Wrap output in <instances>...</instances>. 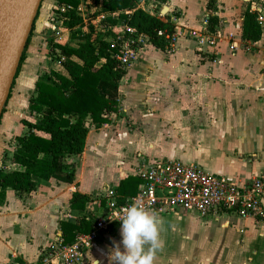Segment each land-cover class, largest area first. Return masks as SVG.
<instances>
[{
    "label": "crops",
    "instance_id": "crops-1",
    "mask_svg": "<svg viewBox=\"0 0 264 264\" xmlns=\"http://www.w3.org/2000/svg\"><path fill=\"white\" fill-rule=\"evenodd\" d=\"M251 2L165 0L154 3V15L161 19L167 16L173 24L178 36L175 50L169 52L147 43L150 49L145 50V45L126 68L118 85L117 111L112 114H118L116 131L101 133L100 128H89L83 152L66 158L74 167L72 183L37 179L36 190L23 197L6 190L0 201V253L5 239L11 238L9 232L19 230L22 238L7 256L0 258V264L34 262L49 241L62 235L60 221H75L85 214L86 207L82 211L69 207L73 192L90 197L107 185L117 186L128 175H137L142 166L154 161L193 164L232 182L249 180L263 169L264 24L259 25V40L249 41L242 36L244 12L250 9ZM164 6L167 11L162 16L156 14ZM205 16L216 17L214 30L203 25ZM191 32L213 36L214 47L198 49L197 37ZM65 36L70 42L69 33ZM58 55L50 29L38 31L33 24L0 117V170L19 168L10 158L16 147L15 137L27 131L23 122L36 120L37 114L30 110L36 82L51 71L67 75ZM245 71L247 76H252L249 82L240 76ZM126 118L134 128L122 125ZM13 121L20 134L8 133ZM118 135L124 147L119 149L118 156L110 158L112 167L99 175L103 167L100 162L111 151V143ZM6 143L11 145L10 149H6ZM124 153L126 156L121 155ZM40 188L42 200L36 205ZM27 211L40 214L45 220L36 227L27 224L21 231L17 218ZM156 217L160 221L163 247L157 251L154 264H264V224L253 219L235 223L228 217L216 223L219 217L216 220L193 212L157 214ZM120 227L102 236L84 252L86 264H96V261L109 264L110 250L121 241ZM176 239L180 240L179 244ZM172 249H177L176 256L166 254L165 251Z\"/></svg>",
    "mask_w": 264,
    "mask_h": 264
},
{
    "label": "trees",
    "instance_id": "trees-1",
    "mask_svg": "<svg viewBox=\"0 0 264 264\" xmlns=\"http://www.w3.org/2000/svg\"><path fill=\"white\" fill-rule=\"evenodd\" d=\"M54 1L63 7L60 12L61 26L69 31V43L55 44L67 75L51 71L36 82V95L30 101V110L37 114L36 120H25L23 124L27 131L15 137L16 147L10 161L19 168L0 170V201L8 189L21 197L30 195L37 188V179L53 178L72 183L74 167L67 163L66 158L81 154L89 128H100L110 123L109 116L117 111L118 85L126 69L117 66L115 45L107 41L113 35L108 32L100 36L92 28L81 33L76 29L81 24V15L77 9L79 0ZM84 1L87 4L100 2V10L105 12L132 10L128 15L121 14L120 19H127L128 25L148 36L149 43L164 50L166 39L157 32L162 29L173 30V24L167 16L161 19L136 8L139 0ZM157 2L161 4L165 0ZM209 19L208 28L212 31L217 20L214 16ZM116 21L109 19L111 25ZM242 36L249 41H257L261 36L260 27L249 10L244 12ZM48 43L51 45V40ZM141 181L139 175H128L119 181L116 192L120 198L134 195ZM89 199V195L75 191L69 207L82 211ZM91 224L92 219L87 218L86 214L75 221H60L64 242L70 243L77 233L89 232Z\"/></svg>",
    "mask_w": 264,
    "mask_h": 264
},
{
    "label": "built area",
    "instance_id": "built-area-1",
    "mask_svg": "<svg viewBox=\"0 0 264 264\" xmlns=\"http://www.w3.org/2000/svg\"><path fill=\"white\" fill-rule=\"evenodd\" d=\"M157 0H139L136 8L152 15ZM101 3L87 4L79 0L78 11L81 24L76 27L81 33L92 28L95 34L105 35L116 48L117 66L126 69L134 61L142 48L149 43L148 36L128 25L127 19H120L121 14L128 15L132 10L105 12L100 10ZM63 7H59V12ZM250 12L258 25L264 24V0H252ZM61 14V13H60ZM162 16V12H158ZM109 19H116L111 25ZM209 17L202 23L208 26ZM55 44H67L68 30L61 26V15L56 17L50 27ZM158 35L166 39L165 49L172 52L178 39L175 31L162 29ZM197 37L198 49L203 46L213 48L214 37L207 33L191 32ZM234 45L231 46V49ZM141 183L134 195L120 198L116 186L107 185L90 196L86 204L87 218L92 219L89 232L77 233L70 243L64 242L62 235L55 236L39 252L34 262H15L13 264H86L84 252L90 249L102 236L121 225L125 210L133 199L142 202L150 213L180 214L197 213L201 217L218 219L221 214L235 215L239 219H253L264 224V167L249 180L232 182L210 174L193 164L179 161H154L142 166L138 172Z\"/></svg>",
    "mask_w": 264,
    "mask_h": 264
},
{
    "label": "water",
    "instance_id": "water-1",
    "mask_svg": "<svg viewBox=\"0 0 264 264\" xmlns=\"http://www.w3.org/2000/svg\"><path fill=\"white\" fill-rule=\"evenodd\" d=\"M41 2L0 0V117ZM166 11L167 6H164L162 12Z\"/></svg>",
    "mask_w": 264,
    "mask_h": 264
},
{
    "label": "clouds",
    "instance_id": "clouds-1",
    "mask_svg": "<svg viewBox=\"0 0 264 264\" xmlns=\"http://www.w3.org/2000/svg\"><path fill=\"white\" fill-rule=\"evenodd\" d=\"M120 222L121 241L110 250L109 264H154L157 251L163 247L156 215L147 211L141 201L133 199Z\"/></svg>",
    "mask_w": 264,
    "mask_h": 264
},
{
    "label": "rangeland",
    "instance_id": "rangeland-1",
    "mask_svg": "<svg viewBox=\"0 0 264 264\" xmlns=\"http://www.w3.org/2000/svg\"><path fill=\"white\" fill-rule=\"evenodd\" d=\"M54 6L56 8H54ZM156 10H157V8H156ZM162 13H164V12H162ZM59 15H61L60 12H59V6L56 4V2L54 0H42L40 8H39V11H38L37 16H36L35 21H34V29H38V31L40 29H45V30L50 29V27L52 26V24L50 23L51 20L52 19L55 20V18L59 17ZM45 19H47V21ZM36 34H38V33L36 32ZM144 48H145V50H148V49H150V46L146 45ZM243 65L244 64H243V60H242V66ZM252 72H254V71H252ZM246 73L247 72L245 71V74L240 75V76L245 80L244 82H249L252 79V76H247ZM117 115H112L111 114L109 116V119H110L111 123L107 124L106 126H105V124H103L100 127L101 133H109V132H112V131L113 132L116 131V128H117L116 125L118 123L117 122ZM122 125L124 127L126 126L128 129L134 128V125L132 124V121H130L128 118H126L125 121H123ZM118 128H119V126H118ZM19 132L20 131L17 130L16 122L15 121L11 122L10 125H9L8 133L9 134H20ZM117 137L118 138L117 139L115 138V141L113 140V143H111V151L109 153H106L104 155L105 159H102V161L100 162L103 167H102V169L100 171H98L99 175L105 174L107 172V170L112 167L113 164H112V162H110L112 159H110V158L118 156V153H120L119 149H123V147H124V145L122 146V141H121L122 138H121V136L118 135ZM123 138L125 139V137H123ZM125 141H127V139H125ZM111 142H112V140H111ZM1 144H2V142H1ZM10 146L11 145L9 143H6V149H10ZM126 150H129V149H126ZM121 155L126 156L125 153L121 154ZM41 189L42 188L39 189V192H38L39 195H37L36 199H35V201H36L35 204L36 205H39L40 201L42 200V195L40 193ZM8 199L9 198H7V201H8ZM19 215L20 216L17 219H19V221L21 222V231H23V228L27 224L31 223V225L36 227L37 223L43 222L45 220V217H43L42 215H40V214L36 215V214H31V213L29 214L28 211L27 212H22ZM228 217L232 218L233 221H235V223H238L240 221V219H238V217H236L235 215L226 216L224 214H221V216L219 217V220H217L219 222H216V223H220L221 221H223L224 219H226ZM19 229H20V227H19ZM19 232H20L19 230L16 231V233L14 231L9 232V235L11 236V238L10 239L6 238L5 241L3 242L4 243L3 244V248L1 249L3 255L0 253V255H1L0 258L2 256H7V253L11 249H14L16 247L17 240L22 238L21 235L19 234ZM172 236H173V234H172V232H170L169 237H172ZM175 242L177 244H179L180 240L176 239ZM173 245H174V243H173ZM121 250H123V247H122ZM176 250L177 249H172V251L168 250V251H165V252H166V254H172V255L176 256L177 255V251Z\"/></svg>",
    "mask_w": 264,
    "mask_h": 264
}]
</instances>
